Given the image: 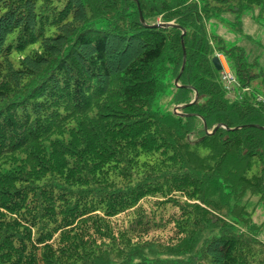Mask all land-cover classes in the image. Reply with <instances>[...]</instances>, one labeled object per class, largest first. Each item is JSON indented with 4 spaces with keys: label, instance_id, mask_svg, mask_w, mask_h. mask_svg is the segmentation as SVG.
Returning a JSON list of instances; mask_svg holds the SVG:
<instances>
[{
    "label": "trees",
    "instance_id": "obj_1",
    "mask_svg": "<svg viewBox=\"0 0 264 264\" xmlns=\"http://www.w3.org/2000/svg\"><path fill=\"white\" fill-rule=\"evenodd\" d=\"M256 8L0 0V264H264V70L207 25ZM216 52L250 91L229 93ZM196 91L182 114L155 104Z\"/></svg>",
    "mask_w": 264,
    "mask_h": 264
},
{
    "label": "rangeland",
    "instance_id": "obj_2",
    "mask_svg": "<svg viewBox=\"0 0 264 264\" xmlns=\"http://www.w3.org/2000/svg\"><path fill=\"white\" fill-rule=\"evenodd\" d=\"M207 25L209 33L221 38L224 46L227 48L233 46L244 47L250 56L249 58L252 59L253 62L258 61L255 67L257 69L262 68L264 70V15H260L259 9L256 8L245 13H237L233 10H226L225 12H221L210 18ZM219 38L214 39V43L216 45L221 43ZM233 58L234 57H232V61ZM173 81L174 80L171 82ZM258 90L262 95H264V85ZM155 104L156 106H160L163 110H173V96L166 94L158 98ZM142 203L146 206V208L150 207V203H146L145 200L142 201ZM254 204H257L255 200L250 203V206L253 208V206H255ZM255 207L256 210L254 212V220L258 223L264 222V206L260 204L258 207ZM116 218L121 223L124 218V214H119ZM151 234L157 239L167 241L174 234L173 224H166L164 227H161L156 231H152ZM259 237L264 241V229L260 231Z\"/></svg>",
    "mask_w": 264,
    "mask_h": 264
},
{
    "label": "water",
    "instance_id": "obj_3",
    "mask_svg": "<svg viewBox=\"0 0 264 264\" xmlns=\"http://www.w3.org/2000/svg\"><path fill=\"white\" fill-rule=\"evenodd\" d=\"M141 20H142V22L143 23H145L144 22V18H143V16L141 15ZM174 24H172V23H161V24H156L155 26L156 27H171V26H173ZM213 63H214V65H215V67L217 68V69H221V65H220V61H219V59H218V57H214L213 58ZM184 65H185V57H184ZM184 65H183V68H182V70L184 69ZM178 79H179V77L176 79V82L178 81ZM198 96V93H196V97ZM191 103H193V102H191ZM183 107V106H182ZM175 112H177V110L175 109ZM205 128H207L206 127V123H205ZM217 129V128H216ZM213 132V131H212ZM212 132H209V133H212Z\"/></svg>",
    "mask_w": 264,
    "mask_h": 264
}]
</instances>
